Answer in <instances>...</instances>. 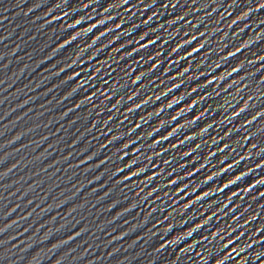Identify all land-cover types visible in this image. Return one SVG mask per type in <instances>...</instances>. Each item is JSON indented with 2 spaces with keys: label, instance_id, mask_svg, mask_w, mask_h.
Listing matches in <instances>:
<instances>
[{
  "label": "snow or ice",
  "instance_id": "1",
  "mask_svg": "<svg viewBox=\"0 0 264 264\" xmlns=\"http://www.w3.org/2000/svg\"><path fill=\"white\" fill-rule=\"evenodd\" d=\"M262 8H264V6H262ZM235 23V21H233Z\"/></svg>",
  "mask_w": 264,
  "mask_h": 264
}]
</instances>
